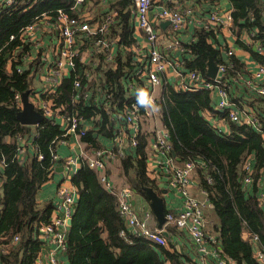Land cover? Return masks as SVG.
<instances>
[{"label":"trees","instance_id":"obj_1","mask_svg":"<svg viewBox=\"0 0 264 264\" xmlns=\"http://www.w3.org/2000/svg\"><path fill=\"white\" fill-rule=\"evenodd\" d=\"M229 1L233 7V26L247 31L251 38L250 44L240 39H237V44L248 50L258 64L264 65V1ZM74 2L14 0L12 4H0V160L4 161L1 173L0 247L6 248L5 252H0L1 264H35L41 250L35 230L41 223H47L51 214L49 205L38 202L36 194L49 180L54 169L57 161L53 157L55 145L62 140L67 141L69 137L63 136L61 126L48 118H43L36 126L21 124L17 118L21 110L22 93L28 91L30 96L32 92L31 72L36 67L34 62L25 66L23 55L29 51L30 43L21 31L44 18V15L54 21L59 9L70 17L76 16V12L71 9ZM131 5V0H119L112 5L118 16L109 29V35H117L120 44L125 46L134 42ZM193 37L194 40L189 44H183L186 48L182 55L185 67L195 69L207 78L209 57L216 64H224L222 82L226 80L229 87L243 86L237 87L236 94H229L231 98L236 96L230 100L242 109L252 107L264 128V97L256 96L246 89V80L243 79L247 74L246 66L233 54L226 60L221 57V51L211 42L215 37V28L196 27ZM256 44L261 52L253 48L252 45ZM126 66L117 57L115 68L98 70L102 78L101 86L113 95L111 113L99 105H93L90 100L71 103L73 71L62 80L56 93L41 96L50 99L52 108L57 107L66 116L72 110H77L78 115L86 121L97 116L91 128L80 137L96 150L99 144L97 136H93L94 132L111 139L117 134L110 116L120 112L125 99L126 90L122 79L127 71ZM160 88L158 108L161 127L168 133L169 155L174 161L175 157L179 158V163H195L194 180L197 181V188L206 192L210 204L208 208L215 220L211 229L220 240L222 254L235 264H264V261L261 263L256 258L255 246L249 240L250 235H256L257 249L264 253V211L258 204L255 187L264 171V148L260 133L249 123L234 124L231 121L230 134L217 132L204 115V111L216 113L212 110L211 89L180 90L168 83ZM15 95H19L20 100ZM131 101L127 99L126 103ZM222 113L226 114L227 110ZM6 137L9 138L8 142L4 141ZM30 138L34 154H28L23 162H19L16 159L19 141ZM146 144V135L140 133L133 150L129 148L124 156L118 158L122 175L134 197L139 195L148 201L144 187H151L163 199L164 190L161 191L157 186L154 174L149 176L147 171ZM112 149H116L115 145ZM39 154L41 158H38ZM248 159L254 160L253 182L244 191L240 166ZM84 161L81 156L80 167L71 177V183L77 188L78 200L67 235L65 254L68 264H193L191 258L182 252L187 249L192 253L193 250L191 241L184 234L180 236L184 245L180 251L168 235L165 246L155 245L144 237L130 233L121 235L125 224L117 210V196L106 189L100 180V172L89 168ZM164 228L166 232L171 228L174 231L171 233L176 235L173 227ZM16 235L19 239L13 242Z\"/></svg>","mask_w":264,"mask_h":264},{"label":"built area","instance_id":"obj_2","mask_svg":"<svg viewBox=\"0 0 264 264\" xmlns=\"http://www.w3.org/2000/svg\"><path fill=\"white\" fill-rule=\"evenodd\" d=\"M131 1L133 6L132 15L135 13L134 20L136 25L145 33V39L149 47L143 53L137 50V58L133 59L132 68L125 69L127 71L122 79L126 90L125 99L122 101L120 112L110 116L111 120H120V124L116 128L118 130L117 134L113 138L116 149H96L91 155H83L84 162L89 168L100 172V180L106 189L116 194L117 210L125 224V228L120 232L121 235L130 233L135 236L144 237L155 245L165 246L167 244V234L164 227L171 226L176 230V238L184 234L191 241L193 250L190 258L192 261H196L193 264H235L226 255L222 254L220 240L211 229V226L209 227L205 211L206 208L210 207V204L206 197V192L202 189H199L200 195H195L192 192L195 163L191 161L176 163L174 161L169 155V138L164 128L161 126L159 128L157 126L154 127L152 131L154 134L152 143L153 151L148 154L147 161L148 163L153 162L155 164V171L158 169V171H164L171 175V186L175 190L176 195H179L181 198L182 204L178 209H166L167 212L164 213L165 222L162 228L153 225L152 222L155 218L151 210L134 208L132 203L134 195L129 186L123 184L115 189L114 184L103 174L110 161L124 156L129 148H134L137 145V138L140 134L138 125L141 118L144 117L146 118L144 120H147V118H153L155 115L156 110L153 111L150 108L145 109L136 103V90L138 88H144L154 98L158 108L159 98L153 91L155 88L162 87L165 83L163 77L169 65L173 66V72L179 79L175 89H216L219 100L212 107V110L218 113L227 110L229 121L235 124H251L260 133L264 148V128L255 110L252 107L243 109L236 107L234 105L235 103L230 100L228 92L229 85L226 80L224 82L221 80L225 72L224 64H217V74L215 78L211 79L204 77L195 69L182 71L177 68V64L184 65L183 58L177 60L169 58L172 52L186 51L178 35L189 24H193L194 26L201 25V16L197 15L193 8L188 6L180 9L178 7H163L158 11L157 18L159 20H168L170 22V32L172 34L166 44L165 51H162L158 47L159 34L148 17L152 0ZM13 2L14 0H0V4L2 5L12 4ZM82 2L83 0H75L71 9L75 11V6ZM117 16V11L111 10L102 13L99 18L92 20L91 18L81 17L78 14L70 17L63 10L59 9L55 20L51 21V28L57 32L58 43L53 49L57 53V56L55 60L49 61L47 55H42L38 51L41 61L43 58L46 63L43 66L39 64L35 70L37 74L40 73L42 85L39 92L37 90L31 92L29 101L33 103L34 108L44 118H48L53 123L56 122L61 126L63 136L72 133L82 136L86 130L91 128L92 121L96 120L97 116L94 119L86 121L78 115L77 110H72L66 116L60 113L57 107L53 109L52 101L50 99H43L41 94L56 93L62 80L70 74V71H73V96L71 103H78L80 100H90L93 105H99L107 113L112 112V93L107 88H103L97 78L94 80L92 78L94 74L98 75L99 68L103 69L113 61L112 50L114 40L110 39L109 29L115 23ZM231 20L232 16L230 12L215 10L211 11V13L209 12V16L202 26L209 29L214 27L219 28ZM37 29L38 24L35 22L26 26L21 32L25 39V35H28L27 40L35 41L37 39V35L35 34ZM77 31H81L84 35L90 36L96 44L102 47L105 53L104 62L94 64L93 62L84 60L83 52L77 47ZM83 36H81L82 39H84ZM29 43L31 44V42ZM226 53L227 56H230L233 54V51L228 48ZM115 67L116 65L113 68ZM82 79H85L84 83ZM245 86L248 92H253L256 96L264 97L263 64L257 65V69L253 72L251 78L246 79ZM15 98L20 100L19 95H15ZM127 99H131L132 101L127 104ZM208 114L211 113L206 111V117H208ZM86 124L89 126L87 127ZM212 127L219 133L226 135L231 133L225 132L220 124L216 122L213 123ZM61 142L65 141L62 140ZM26 154V148L22 144L18 145L16 159L19 162H23ZM41 157V154H39L38 158ZM53 157L56 158V155L54 154ZM69 162L70 160L68 159L66 165ZM0 165H4L3 160H0ZM240 169L243 188L246 190L252 186L253 182V166L251 165V161L249 159L245 160L241 164ZM262 175L264 176V171ZM256 193L258 204L264 211V191ZM76 194L77 190L72 185L60 184L56 190L53 211L52 215L50 214L49 221L47 223H41L35 230V235L41 242L40 252L46 246H51L47 257L48 264H63L58 255L65 253L67 249V235L69 230L67 221L72 217L74 212ZM18 239V235L14 236L13 242H17ZM249 240L255 246L254 252L256 258L262 263L264 261V253L257 249V236L250 235ZM5 249V247H0V252H5ZM39 254L36 261L39 259Z\"/></svg>","mask_w":264,"mask_h":264},{"label":"crops","instance_id":"obj_3","mask_svg":"<svg viewBox=\"0 0 264 264\" xmlns=\"http://www.w3.org/2000/svg\"><path fill=\"white\" fill-rule=\"evenodd\" d=\"M119 0H83L82 3L77 4L74 8L76 15L78 14L81 17H87L91 18L92 20L99 18L102 13L111 11V10H116L112 5H114L115 2ZM264 1V0H263ZM132 6V5H131ZM192 7L194 12L197 15L201 16L202 24L194 26L193 24L187 25L182 32L178 35L179 39L182 44H189L192 40H194L193 33L196 27H203L202 25L204 22H206V19L209 16V12L211 11H221V12H232V5L229 0H152L148 17L152 23V25L156 28L157 33L159 34V42H158V47L162 50L165 51V47L167 42L171 38V32H170V24L166 23L167 20H159L157 17V12L160 11L163 7H178L184 8V7ZM107 10V11H106ZM133 11V9H132ZM264 15V12H263ZM46 15H44V18H40L36 21L38 24V29L36 30L35 34L37 35V39L34 40H28V42H31L30 44V49L23 55V60L25 63V66L28 65V63L34 62L36 67L33 69L31 72L32 76V91L37 90L39 92L41 90V77L40 73H36V69L39 64L44 65L46 63L45 60H43L42 56V61L40 59V53L42 55H47L49 61H53L56 59L57 53L53 50L55 46L58 43L57 40V32L56 30L52 29L51 21L48 18H45ZM135 13L132 15V21H133V31H132V37L134 42L130 45H122L120 44V41L118 40L119 37L115 34L110 37V39L114 40L113 41V61L110 64H107L104 69L112 68L117 64V57L120 60L121 64L123 66H126L128 69L132 68V63L133 59L137 58V50L139 52L143 53L144 50L147 51L149 44L147 43L145 39V33L136 25V22L134 20ZM215 28V27H214ZM78 32V37H77V47L81 52H83L84 55V60L90 61L95 63H101L104 62V52L102 50V47L94 42V40L90 36H86L81 31ZM254 30H252L253 34ZM84 35V36H83ZM83 36L84 39L81 38ZM26 39L28 35H25ZM237 39H240L243 43L245 44H250L251 38L250 35L247 31L245 30H239L237 27L233 26V19L229 21L227 24L221 27L215 28V37L211 42L214 44L215 47H217L221 51V57L224 58L225 60L228 58L227 53H226V47L232 49L234 57H236L238 60H240L245 66L247 70V74L243 77V79H248L251 78V75L253 72L257 69V65H259L254 58L252 57L251 53L246 50L245 48L241 47L240 45L237 44ZM39 40V41H37ZM255 50H258L261 52V49L259 46L252 45ZM141 48V49H140ZM38 52V53H37ZM186 54V53H185ZM8 54L5 55V58L7 57ZM182 55H184V52L176 51L172 52L171 56L169 58L173 60L181 59ZM42 62V63H41ZM176 65V64H175ZM177 68H179L182 71L188 70L184 65L177 64ZM125 68V69H127ZM7 69L8 71L10 70V63L7 64ZM94 74L92 80L98 79L99 83H101L102 78L101 74L99 76ZM164 84H171L174 88L177 86V83L179 82V79L173 72V66L169 65L167 68V72L164 74ZM241 82L242 80L239 79ZM238 88H243L242 85H237ZM236 85H231L229 87V94H236L237 90ZM43 88V86H42ZM153 91V90H152ZM241 92H243L242 89H240ZM161 92V88H155L153 93L158 96ZM153 95V94H152ZM29 96V95H28ZM212 107L215 105V103L219 100V96L215 90H212ZM236 96L230 95V98L233 100ZM231 100V101H232ZM240 104L242 106L244 103L242 100H240ZM235 105V104H234ZM236 106V105H235ZM22 107V103H21ZM237 107V106H236ZM227 114V113H226ZM226 114L220 112H212L211 114H208L206 117V111H204L205 117L209 120L211 126L213 123H218L220 124L221 128L225 130V132H231L230 130V122L226 117ZM58 119V118H57ZM146 118L142 117L140 122H139V128H140V133L146 135V151L148 154L152 153L153 148H152V143L154 140L153 134V129L155 126L159 128L161 126V121H160V109L157 108L155 115L153 118H147V120H144ZM120 124L119 119L114 120L113 124V130L116 129ZM235 124V123H234ZM32 126V125H31ZM36 126V125H33ZM88 127L89 125L86 124ZM34 130V129H33ZM118 131V130H117ZM67 138V141L65 142H58L55 145V155H56V163L54 165V169L52 173L50 174V178L47 182H45L37 191L36 194V199L38 202H40L42 205L48 204L49 207L51 208V215L53 211V206H54V199H55V194L58 186L60 184H69L72 185L74 188H76L72 183H71V177L75 172L78 170L80 167V162H81V156L83 155H91L92 152L94 151L93 148H90V145L86 144L83 142L79 135L76 133H72ZM97 144H99L98 149H112L114 146V141L113 138H108L105 137L101 134L97 133ZM4 141L8 142L9 138L6 137ZM32 138L26 140V139H20L18 145H23L26 148L27 154L32 156L33 153V147H32ZM130 150H133L131 148ZM70 160L69 164L66 165V161ZM251 161V165L253 166L254 160L249 159ZM175 162L179 163V161L176 160ZM154 163L149 162L147 164V171L150 176V174H154L156 177V184L157 186L163 191L162 196H163V201L166 209L174 210L178 209L181 207L182 201L179 195H176L175 190H173L170 180H171V175L167 172H162L158 171V169L155 171L154 169ZM2 169L3 166L0 165V198L2 196ZM63 169V170H62ZM103 174H105L108 178V180L113 183L116 188H119L123 184L126 183V180L124 176L122 175V170H121V165H120V160L115 159L110 161L107 164V167L105 168ZM195 174H193V177ZM194 186L192 188V192L195 195H200L199 189L197 188V181L193 179ZM255 187H257L256 192H261L264 191V176L261 174V177L258 178L257 182L255 183ZM77 190V188H76ZM138 197V198H137ZM137 197H134L132 200V203L134 205L135 209H141V208H150L149 202L145 200L143 197L137 195ZM78 200V192L76 194V202ZM41 205V206H42ZM76 206V205H75ZM209 209V208H208ZM152 211V210H151ZM153 213V212H152ZM155 218V216H154ZM211 214H209V227L211 224H215V220L212 222ZM214 219V218H213ZM153 225L157 226V221L156 219L153 220ZM70 226V225H69ZM158 227V226H157ZM174 232L171 228H168L166 234L171 237L172 244L176 246V248L179 250V248H183V240H181V237H177L174 235ZM247 234L244 233V237H246ZM51 249V246H46L45 249L40 252L39 254V259L36 261V264H48V253ZM182 250V249H180ZM179 250V251H180ZM182 252L185 255H188L191 257V253L189 250H185ZM182 253V254H183ZM61 263L63 264H68V259L65 253H62L61 255H58ZM192 261V260H191ZM196 262L195 260L192 261ZM1 264V262H0ZM167 264V263H166ZM169 264V263H168Z\"/></svg>","mask_w":264,"mask_h":264},{"label":"water","instance_id":"obj_4","mask_svg":"<svg viewBox=\"0 0 264 264\" xmlns=\"http://www.w3.org/2000/svg\"><path fill=\"white\" fill-rule=\"evenodd\" d=\"M166 23H170L168 20ZM218 71V65L213 61L211 57H209L207 62V69H206V76L213 79L215 78ZM21 103L22 107L21 110L17 113V118L21 124L25 125H38L42 120V114L34 108L32 102L29 101L28 91L22 93L21 95ZM93 136L96 137L97 133L94 132ZM172 156H175L174 151H172ZM177 161L179 158L175 157ZM63 170V169H62ZM245 191V188H243ZM144 191L146 197L148 199L149 205L151 210L155 216L157 221L158 228H162V225L165 222L164 217V201L163 199L157 194V192L151 187H144ZM72 218H70L67 223L71 225Z\"/></svg>","mask_w":264,"mask_h":264},{"label":"clouds","instance_id":"obj_5","mask_svg":"<svg viewBox=\"0 0 264 264\" xmlns=\"http://www.w3.org/2000/svg\"><path fill=\"white\" fill-rule=\"evenodd\" d=\"M136 103L145 109L150 108L153 111L157 108L154 98L144 88H138L136 90Z\"/></svg>","mask_w":264,"mask_h":264},{"label":"rangeland","instance_id":"obj_6","mask_svg":"<svg viewBox=\"0 0 264 264\" xmlns=\"http://www.w3.org/2000/svg\"><path fill=\"white\" fill-rule=\"evenodd\" d=\"M205 214H206L207 219H209V214H211V212H210V210H209L208 208H206ZM211 221L213 222L214 219L211 218ZM185 237H186V236H185ZM179 250H180V248H179Z\"/></svg>","mask_w":264,"mask_h":264}]
</instances>
